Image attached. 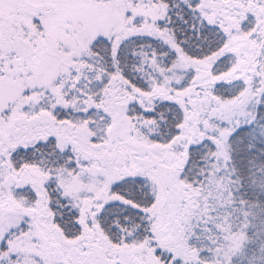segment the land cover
I'll use <instances>...</instances> for the list:
<instances>
[{
	"label": "snow or ice",
	"instance_id": "6c2138e0",
	"mask_svg": "<svg viewBox=\"0 0 264 264\" xmlns=\"http://www.w3.org/2000/svg\"><path fill=\"white\" fill-rule=\"evenodd\" d=\"M0 264H264V0H0Z\"/></svg>",
	"mask_w": 264,
	"mask_h": 264
}]
</instances>
